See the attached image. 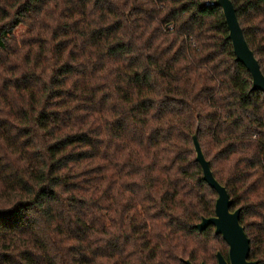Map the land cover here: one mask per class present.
I'll use <instances>...</instances> for the list:
<instances>
[{
    "label": "trees",
    "instance_id": "obj_1",
    "mask_svg": "<svg viewBox=\"0 0 264 264\" xmlns=\"http://www.w3.org/2000/svg\"><path fill=\"white\" fill-rule=\"evenodd\" d=\"M212 1L0 0V264L228 258L197 123L264 264V93ZM231 1L264 75V0Z\"/></svg>",
    "mask_w": 264,
    "mask_h": 264
},
{
    "label": "water",
    "instance_id": "obj_2",
    "mask_svg": "<svg viewBox=\"0 0 264 264\" xmlns=\"http://www.w3.org/2000/svg\"><path fill=\"white\" fill-rule=\"evenodd\" d=\"M206 5L222 9L236 60L245 66L250 73L253 84L252 90L264 93V75L254 52L247 43L232 1L215 0L207 2ZM199 126L200 124L197 123L195 133L192 136L196 161L202 168L203 180L216 191L218 197L215 205V216L211 218L203 217L201 222L196 225V229L199 233H203L212 226L215 229V235L221 236L228 245V258L217 252V264H258L257 261L250 260V240L240 221L241 209L232 211L233 201L227 189L216 180L210 163L205 158L198 138ZM181 261L185 264H193L190 260L181 259Z\"/></svg>",
    "mask_w": 264,
    "mask_h": 264
},
{
    "label": "rangeland",
    "instance_id": "obj_3",
    "mask_svg": "<svg viewBox=\"0 0 264 264\" xmlns=\"http://www.w3.org/2000/svg\"><path fill=\"white\" fill-rule=\"evenodd\" d=\"M25 29H20V30H18V33H21L22 31H24Z\"/></svg>",
    "mask_w": 264,
    "mask_h": 264
},
{
    "label": "built area",
    "instance_id": "obj_4",
    "mask_svg": "<svg viewBox=\"0 0 264 264\" xmlns=\"http://www.w3.org/2000/svg\"><path fill=\"white\" fill-rule=\"evenodd\" d=\"M170 30H172V28H170Z\"/></svg>",
    "mask_w": 264,
    "mask_h": 264
}]
</instances>
